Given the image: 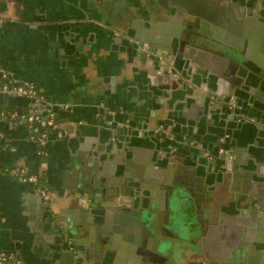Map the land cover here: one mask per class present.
<instances>
[{
    "label": "crops",
    "instance_id": "0c3cea01",
    "mask_svg": "<svg viewBox=\"0 0 264 264\" xmlns=\"http://www.w3.org/2000/svg\"><path fill=\"white\" fill-rule=\"evenodd\" d=\"M158 1L0 0V70L14 83L33 84L36 102L44 104L0 94V163L41 172L49 194L44 200L32 185L0 172V249L24 264H146L130 256L128 236L139 225L128 207L133 201L136 209L152 205L157 213L166 177L187 181L179 184L190 205L184 241L194 245L183 263L239 258L249 244L238 216L247 210L253 227L249 205L264 206V138L251 123L234 126L224 101L233 95L240 113L264 122V80L222 60L218 49L236 52L231 46L194 42L185 30L179 37L162 31L164 24L182 23L170 21ZM217 1L225 10L227 0ZM250 1L264 2L243 3ZM240 10L231 7L237 32H228L264 78V31L244 27L251 15ZM223 17L227 24L226 10ZM146 48L165 52L173 63L159 70ZM29 106L61 121L62 136H51L43 157L16 116ZM162 125L171 131L164 138L155 134ZM195 140L212 156H201L202 168L199 151L190 148ZM218 141L236 151L228 170L214 157ZM164 149L173 154L164 157ZM251 190L253 198H242ZM262 235L250 241L264 253Z\"/></svg>",
    "mask_w": 264,
    "mask_h": 264
},
{
    "label": "water",
    "instance_id": "95a60500",
    "mask_svg": "<svg viewBox=\"0 0 264 264\" xmlns=\"http://www.w3.org/2000/svg\"><path fill=\"white\" fill-rule=\"evenodd\" d=\"M195 1H199V0H159L158 3L161 7H163L164 10L169 11L171 13V16L169 18L170 21L172 20H176L179 21L181 20L182 25H175L174 27H170L169 24H164V27H167L168 30L164 29L162 31L166 32V33H170V35H172L173 37H179L181 33H179V31L181 30H185V32H187V34L189 35V37L191 38L192 41L194 42H199V41H208L210 39H212V41L214 40V42H211L213 44H216L215 42H218L217 48L221 47L219 46V44L222 43L228 46L233 47L234 49H236V52H227L222 51L220 49L219 52H223V57L222 60L234 65L235 67L239 68V70H242L243 72L246 71L247 76L252 75L254 78L256 76L257 80L259 81H263L264 78L261 76V68L257 67V63L258 62H254L250 63L249 61V57L250 55L248 54V52H241V48L239 45H237L236 43H234L232 41V35L229 34L228 31H231L232 33H236V27L233 23V21H235V18L231 15V7H235L237 9H241V6L245 5L243 3V0L238 1V3H236L234 0H227L228 4L225 6V10L227 11V15L229 17V22L227 24L224 23V17H223V12L225 11L223 9V3L217 1V0H200V1H204V4L195 2ZM211 5V7L209 6ZM126 6V2H117L114 4V10L113 11V15H116V12H120L121 7H125ZM227 7V9H226ZM242 10L241 9V14H242ZM238 19L241 18V15ZM232 20V22H231ZM243 26L248 28V27H252L253 29H255L258 32H262V30L264 31V19L262 17V13L261 14H252L250 17H246L245 20H243ZM161 24L158 25V30L160 29ZM169 28H173V31H170ZM226 30V32H224ZM147 40V39H146ZM152 41V40H151ZM149 41V42H151ZM159 44L161 47H164L166 44V41H160ZM168 47H164V50L168 51ZM152 57L157 59V62L159 63L160 67H158L159 70H161L164 66H168V63H173V60L169 59V57L167 56V54L163 51L160 50H153L151 55H149V58L152 60ZM250 59H253V57H250ZM261 64V63H260ZM262 69L264 70V67H262ZM170 71V75L172 78L176 77L175 74V70L174 69H168ZM248 71V72H247ZM167 72V71H166ZM169 73V72H168ZM2 74H5L4 71L0 70V77H2ZM7 74V73H6ZM235 74H237V76H240L238 74V72H236ZM7 78L11 79L14 81V77L12 78L10 75L7 74ZM176 79V78H175ZM187 90L191 91L192 88L191 86L186 83H182ZM0 94H2L3 96L7 97L8 94H10V96L12 97H16L17 95L15 93H7V92H3ZM9 97V96H8ZM215 100V99H214ZM225 103H227V113L230 115L232 113H234L235 115L232 116V119H234L232 122H234V126H241L244 124H253L255 127H257V132L258 135L264 138V122L262 121H257L252 115L250 114H242L238 111V108H236V105L238 104L235 97H229L227 100L224 101ZM31 103L32 104H36V99H31ZM42 104V103H41ZM39 103H37L36 105H40V107H42ZM44 107V104H42ZM231 105L233 107H231ZM45 118L48 117V112L47 113H41ZM163 126V125H162ZM161 126V127H162ZM162 133L160 134V130L156 131V135H160L162 138L166 137L165 135H170L171 131H167L166 127H162ZM224 134L229 135V132L226 130L224 131ZM224 136V135H223ZM195 143H197V141H194ZM225 143V142H224ZM221 147V146H220ZM219 147V148H220ZM228 150V155L232 156V158H234L233 155H235L236 151L234 149H232L231 147L227 148ZM195 153V152H194ZM169 154H173L172 151H170V149H164V157H168ZM213 155V154H211ZM222 155V153L217 154L214 157H220ZM210 156V154L205 155V157ZM231 158V159H232ZM214 160V159H213ZM233 160V159H232ZM229 162L231 164V161L228 162H222L224 169L228 170L229 169ZM212 163L215 164V161H212ZM215 166H211L210 170L214 171ZM174 169V165L172 164L171 166V170ZM172 172V171H171ZM175 188V187H174ZM173 187H171V189L174 190ZM170 189V190H171ZM184 190H181L182 192V196H183V192ZM256 194V193H255ZM250 197L248 196H243L242 198L245 199H249L253 198L254 195V190H251L249 192ZM111 198V197H110ZM253 201V199H252ZM164 206H162L161 204V209H163ZM250 212L248 213L251 216V221L255 222V226H251L249 225L248 221H247V210H242L240 212V216H238V222L240 224H244L247 226V228L244 229L246 235H245V239L247 241L253 240L254 242L261 237V235H264V206L263 205H258L257 208L255 205L250 204L249 208ZM255 209V211H254ZM258 210V211H257ZM166 214V213H165ZM137 224H141L142 222L140 220H137ZM143 231L146 234H149V230L143 226ZM254 231L256 232V236L254 237L253 233ZM94 233V229L91 228L90 230V235H91V241H93L94 238H92V235ZM103 234V233H102ZM262 235V236H263ZM150 242L154 241L155 242V250L158 247L159 248V242L157 240H154L152 238H149ZM101 242H105L104 239H101ZM248 245V244H247ZM255 246L257 247V251H256V255H257V259L259 258V260L262 259V263L264 264V253L261 252L262 248L260 247V245L255 243ZM261 249V250H260ZM76 248L74 250V252H76ZM160 252H155V255L158 258H162V259H166L168 260V257H166L165 255H163V253H161V250L158 249ZM78 251V255L82 254ZM170 262V260H169ZM147 264V263H146Z\"/></svg>",
    "mask_w": 264,
    "mask_h": 264
},
{
    "label": "flooded vegetation",
    "instance_id": "af4514ba",
    "mask_svg": "<svg viewBox=\"0 0 264 264\" xmlns=\"http://www.w3.org/2000/svg\"><path fill=\"white\" fill-rule=\"evenodd\" d=\"M254 6H257L259 11L256 12V14H261L264 19V2H257L253 3L252 1L246 2L243 10L242 15L244 14H254L252 10H254ZM252 12V13H251ZM148 55H151L152 51L154 49L146 48L144 49ZM219 142V141H218ZM222 141L219 142V145L216 143L213 144L212 148L217 145V154H220L219 150L223 149L222 155L219 157L221 161L228 162L231 161L232 156H229L227 146H225L226 143ZM193 146V147H190ZM190 148L194 149L195 151L198 150V164L199 167L202 168L203 166V160H201V156L208 155L210 150L208 148H205L206 150L203 151L202 144L197 143H190ZM221 146V147H220ZM220 147V148H219ZM188 148V149H190ZM193 150V151H194ZM212 151V150H211ZM212 158V156H208L206 158ZM230 164V162H229ZM166 168V167H165ZM168 171V168H166ZM170 179L168 177L165 178V180L162 182L161 187L158 188V190L161 192L159 196V211L156 213L154 211V207L151 205L148 208L142 209L141 206H139L137 209L134 205V202L132 201L129 208L130 215L133 218V225L137 226V220H140L142 222V225L139 224V230L136 228L133 230L132 228V234L129 233L128 240L130 241L129 246L131 245L134 247V249H131L132 253H130V256L133 257V253L137 256H140V259L147 264H169V260L172 261L173 264H261V261L257 259L256 255V248L254 245H252L251 241H248L249 244L245 246L244 250L241 253V257L236 258L232 257L228 260L222 261L217 259H211V260H205V259H196V261H188V262H182L181 257L185 250H187V247L190 246L189 250H192V245L185 244L184 238L187 234V225H186V218L188 217V210L190 208V205L185 203V200H183L182 192H181V186L179 184L187 183L186 180H178L173 179L169 182ZM171 187H175L174 190L171 189ZM171 189V190H170ZM204 200L203 198H200V201ZM161 204L163 209H161ZM122 208V207H121ZM141 208V209H140ZM140 209V211L138 210ZM166 213V214H165ZM215 213V212H214ZM174 221V222H173ZM184 221V222H183ZM143 226H145L149 230V234H146L143 231ZM135 227V226H134ZM192 233L189 234L191 236ZM152 238L154 240H157L159 242V248L157 247L155 250V242L151 241ZM264 238V236H263ZM198 240V239H195ZM158 249L161 250V253L168 257V260L158 258L155 255V252H160ZM180 260V261H179Z\"/></svg>",
    "mask_w": 264,
    "mask_h": 264
},
{
    "label": "built area",
    "instance_id": "2783aa9c",
    "mask_svg": "<svg viewBox=\"0 0 264 264\" xmlns=\"http://www.w3.org/2000/svg\"><path fill=\"white\" fill-rule=\"evenodd\" d=\"M2 78L6 82L0 85V92L15 93L17 96H22L30 99H36L38 97V92L33 84L28 82L14 83L7 78L6 74H2ZM16 116L21 123L27 126L29 138L36 142V144L42 149L46 148L48 144V138L46 134L43 133L38 136H34L33 133H35L38 128L42 130H44L46 127L56 129L57 125L55 124L53 116L48 115V117L45 118L40 112H38L37 114L32 111L28 114H19ZM32 124L36 125V127L31 128ZM57 136H62L61 130L57 131ZM219 152L222 153L223 149H220ZM38 153L39 155L43 156L46 154V152H43V150L38 151ZM5 173L22 183L32 185L36 193L42 199H49L47 189L43 185L39 184L38 175L29 173L26 168L20 166H15L14 168L7 170V172L5 171ZM0 264H24V262L15 254L0 249Z\"/></svg>",
    "mask_w": 264,
    "mask_h": 264
},
{
    "label": "trees",
    "instance_id": "16d2710c",
    "mask_svg": "<svg viewBox=\"0 0 264 264\" xmlns=\"http://www.w3.org/2000/svg\"><path fill=\"white\" fill-rule=\"evenodd\" d=\"M31 111L38 114V112L36 111L35 107H33V106H29L28 110H27V112L25 114H28ZM52 116H53V119L55 121V124L57 125V128L53 129V128L46 127L44 130L38 128L37 131L35 133H33L34 136H38L40 134L45 133L47 138H48V142H49L51 136H55V137L57 136V131L60 130L61 121L56 115H52ZM32 127H36V125L32 124L31 128ZM3 147H4V145L0 143V149L3 148ZM37 149H38V151L43 150V152H46V148L42 149L38 145H37ZM40 157H43V155H40ZM14 167H15V165H13V164H1L0 163V171L1 172H5V171L7 172V170H9L11 168H14ZM28 172L38 175L39 184L43 185L47 189V184H46L45 178H44V176H43V174L41 172H39V171H31V170H28Z\"/></svg>",
    "mask_w": 264,
    "mask_h": 264
}]
</instances>
